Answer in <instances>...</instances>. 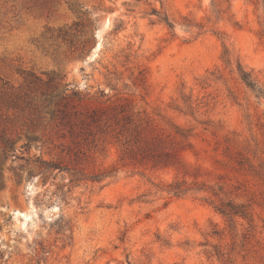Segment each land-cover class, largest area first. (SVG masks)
<instances>
[{
    "label": "rangeland",
    "instance_id": "1",
    "mask_svg": "<svg viewBox=\"0 0 264 264\" xmlns=\"http://www.w3.org/2000/svg\"><path fill=\"white\" fill-rule=\"evenodd\" d=\"M80 20L93 44L77 56L60 29ZM226 48L264 85V0H0V125L13 137L0 159V264H264V99L224 63ZM77 94L91 107L127 104L166 134L191 130L184 178L247 206L250 218L232 225L202 200L211 193L172 197L157 185L175 170L121 167L113 144L89 171L119 165L114 178L26 179L28 159L51 158L29 141L42 127L28 103H77ZM227 137L247 145L258 175L225 154Z\"/></svg>",
    "mask_w": 264,
    "mask_h": 264
},
{
    "label": "trees",
    "instance_id": "2",
    "mask_svg": "<svg viewBox=\"0 0 264 264\" xmlns=\"http://www.w3.org/2000/svg\"><path fill=\"white\" fill-rule=\"evenodd\" d=\"M161 20L170 28L174 24L167 16ZM87 24L80 20L71 26L60 29V37L70 46L72 54L81 56L90 51L93 44V37L83 38L88 35ZM223 61L227 65L235 64V71L239 80L259 102L264 99V85L256 79L252 71H249L242 64L240 59L233 58L226 48L223 54ZM38 80L37 76L31 75ZM102 96H106L102 93ZM46 96L40 103H28L31 107L32 124L42 127L39 137L31 136L30 143L40 140L41 150L51 157L49 160L43 156L33 157L27 160L26 179L38 175L47 182L57 172H65L70 175L69 184L74 185L80 182L101 183L109 178H114L120 169L114 165L110 169L92 170L89 167L93 163L94 153L105 144L117 146L120 154L121 167L127 165L145 166L151 170L173 169L177 172L176 178L167 185L157 187L172 197L181 198L199 193H211L213 198L202 200L210 205L216 212L226 217L232 225L236 224L238 217L250 218L249 208L243 204H237L233 200H225L215 189L206 183L194 181L189 183L184 177L192 174L184 161L183 152L192 148L189 138L193 136L191 130L184 131L176 127L175 135L166 134L160 130L153 120L148 117H140L134 113L127 104L112 102L107 106L91 107L82 103L83 97L76 95L79 102H71L63 97L55 102V98ZM110 101V99H108ZM225 154L234 160L244 171L254 169L248 156L247 145L238 148L235 138L225 139ZM13 137L8 129L0 125V159L8 158L7 151L12 147ZM236 146V147H235ZM234 147L236 151H234ZM259 151V146L256 145ZM25 171L24 166H21ZM16 171V169H14ZM179 174H183L180 178ZM2 173L0 172V185ZM197 177V176H195ZM24 179L23 174L15 172V181L19 185ZM62 191V199H65L66 192ZM70 222L61 224L66 229H71ZM36 245L43 247L42 243ZM220 258L225 259L223 252L218 251ZM231 264L230 259L226 260Z\"/></svg>",
    "mask_w": 264,
    "mask_h": 264
},
{
    "label": "water",
    "instance_id": "3",
    "mask_svg": "<svg viewBox=\"0 0 264 264\" xmlns=\"http://www.w3.org/2000/svg\"><path fill=\"white\" fill-rule=\"evenodd\" d=\"M95 37L98 38V35L96 34ZM98 47H99V43L97 42V43L95 44V49H98Z\"/></svg>",
    "mask_w": 264,
    "mask_h": 264
}]
</instances>
